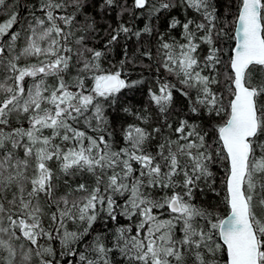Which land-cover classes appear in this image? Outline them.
<instances>
[{
  "label": "snow or ice",
  "instance_id": "1",
  "mask_svg": "<svg viewBox=\"0 0 264 264\" xmlns=\"http://www.w3.org/2000/svg\"><path fill=\"white\" fill-rule=\"evenodd\" d=\"M0 17V264H264V0Z\"/></svg>",
  "mask_w": 264,
  "mask_h": 264
},
{
  "label": "trees",
  "instance_id": "2",
  "mask_svg": "<svg viewBox=\"0 0 264 264\" xmlns=\"http://www.w3.org/2000/svg\"><path fill=\"white\" fill-rule=\"evenodd\" d=\"M0 19H2V17H0Z\"/></svg>",
  "mask_w": 264,
  "mask_h": 264
}]
</instances>
